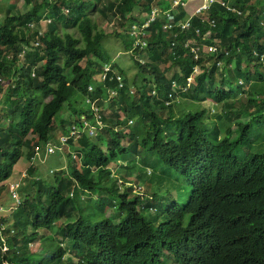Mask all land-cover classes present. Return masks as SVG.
<instances>
[{
	"label": "trees",
	"instance_id": "obj_1",
	"mask_svg": "<svg viewBox=\"0 0 264 264\" xmlns=\"http://www.w3.org/2000/svg\"><path fill=\"white\" fill-rule=\"evenodd\" d=\"M78 1L26 0L34 4L28 12L9 5L0 21V95L7 83L10 98L0 108V117H10L7 127L0 123V194L26 150L31 162L19 189L20 196L31 194L16 208L14 233H7L13 243L6 252L0 245V264H37L30 246L42 230L62 223L57 233L67 245H51L47 264H264V150L258 147L264 91L251 87L264 84V1L225 0L231 11L215 3L192 16L180 5L174 25L190 18L189 28L164 31L166 18H158L144 51L136 50L131 35L132 25L144 22L134 9L147 15L154 7L168 10L173 0ZM45 11L53 21L43 46L21 58L38 37ZM94 12L107 26L93 21ZM63 28L76 31L60 33ZM125 31L124 53L138 70L135 84L102 51L104 38ZM68 87L100 107L102 123L78 146L68 140L81 168L67 154L69 169L45 183L32 164L35 148L59 143L57 130L68 134L83 114L95 123L88 104L68 125L57 124ZM205 101L225 110L210 113L201 107ZM120 160H128L126 167ZM111 165L130 179L121 182ZM86 193L95 203L90 212ZM106 207L119 217L104 216ZM66 250L71 255L63 259Z\"/></svg>",
	"mask_w": 264,
	"mask_h": 264
},
{
	"label": "rangeland",
	"instance_id": "obj_2",
	"mask_svg": "<svg viewBox=\"0 0 264 264\" xmlns=\"http://www.w3.org/2000/svg\"><path fill=\"white\" fill-rule=\"evenodd\" d=\"M41 1H44V0H37V2H41ZM47 1H55V0H47ZM56 3H58L57 0H56ZM186 3H187V6H189L188 8L191 7L190 11L192 10V12H193L194 8H196L197 5L199 4V1L198 0H188ZM9 5H15L16 11L18 9L22 13L28 12L27 9H30L34 6L33 3L27 4L26 0H18V1L0 0V21L3 20V16L7 15V9H8ZM49 11L50 10H48V12ZM13 13L15 14V12H13ZM148 15H149V13L147 15H145L142 12L141 7H139V6H137L134 9V13H133L134 17H138L139 19H141V18L145 19V18H147ZM92 19L94 22L99 24V27L101 29L104 26H107V24H108V22L106 23L105 21H103L102 18H100L96 12H94L92 14ZM42 26L44 28L45 33L47 34L49 31L48 25L43 24ZM75 31H76L75 29H70V28L64 29L63 28L59 32L60 33H64V32L74 33ZM122 31H124V30H122ZM121 35H122V37L120 38V37L114 36L111 33L106 38H104L102 40V51L105 53V56L108 58L109 63L115 62L116 65L121 67V69L126 73L127 79L129 80V83L135 84L137 82L138 70L132 62L133 58L129 54L124 53V47H125V39H124L125 36L124 35H126V31L123 32ZM127 41H129V38H127ZM196 73H197V71L195 72V74ZM227 77H229V73L225 74V78H227ZM93 80H94L93 81L94 83L98 82L97 77L93 78ZM13 82L15 83V81H13ZM5 85H7V83ZM251 87L255 91H258L261 93H262V91H264V84H262V83H252ZM3 90L5 92L2 95H0V108H5L6 107L5 105H7L9 103V100H10V98L7 97L9 95V92L7 91L8 87L4 86ZM81 94L82 93H80V92L75 94V89L72 87L67 88L65 95H67L69 101L65 104V110L66 111L61 112L57 115L56 120H57L58 125H60L61 120L66 121L67 125H68L73 118H76L77 115L80 114L82 109L88 110V107H87L88 104H87L86 100L83 101ZM182 100H184V98H179V102ZM201 107L207 108L208 110L211 111L210 113H213V114H216L217 112L221 113L225 110L224 105L217 106L216 104L206 102V101L201 103ZM185 109H187V110L188 109H195V106L185 104ZM9 119H10V117H6V119H4V117H0V123H4V125L7 127L9 124ZM134 125H135V123H133V126ZM232 127H235V125ZM57 132H58V134H57V138H58L62 132H60V130H57ZM260 138L261 139L258 142V147H260V149L264 150V132L260 136ZM78 144H79V142H77V146H78ZM70 152H72L71 148H69V150L66 149L64 152H60V153L58 152V153H55V154L48 156V157L45 156L43 153H41L40 156H38L34 160H32V164L38 168V172H37L38 176L40 178H42L43 182H45V183L51 182L54 179L53 177H54V174L56 171L61 170V169H67V168L69 169L68 159L66 158V156H67V154H70ZM134 158H136V156H134ZM63 160H64V162H63ZM73 160L75 161L76 165L79 168H81V161L78 159H73ZM127 161L128 160H120L119 166L126 167ZM137 162H139V160ZM30 166H31V162L28 159L27 150H26L25 156L22 157L20 159V161L14 166L13 172H12L11 177L9 178V181L10 182L11 181L12 182L18 181L20 183V187H24L27 184V177L29 175V173H27V171L30 168ZM110 167H111L112 174L117 179H119L121 182L125 183L128 179H130V176H127V175L125 176L126 170H123L122 167H119L117 169L115 168L114 165H111ZM32 178L33 177L28 179V185L31 184ZM135 179H136L135 177L131 178V180H133V182L135 181ZM138 187L139 186L136 183H134V188L137 189L138 191L146 190V186L142 185V188H140V189H138ZM30 194H31V192H24V194H21V196H20V190H18V194H17L18 196L16 199L11 196V194L8 192V189H5L0 194V243L3 245L2 246L3 251L11 249V244L8 241V239L6 238L7 235L5 236V234H4V232L6 231L5 228H7V225H9V226L12 225L14 222L13 219H14V214L16 212V208L18 205V201H20L21 198H24ZM84 197H85V203L88 205L85 212H90V207L93 208L95 205L94 200H93V198H90L89 193H86ZM83 214H84L83 210L81 212L80 211L74 212L72 215V218L73 217L77 218L78 216L83 215ZM103 215L106 216L107 218L111 219V220H116L117 217H119L116 214L115 208H110V207L104 208ZM59 223H57V226H55V228L58 227ZM64 225H65V223H62L57 230H54V229H50L49 231L48 230L47 231L42 230L41 233H42L43 237L40 238V241L38 239V241H36L35 243H33L30 246V251L33 252L34 254H36V256L38 257V259L36 260L37 264H39V263L40 264H47L49 262V253L52 251V247H50L51 245H53V244L57 245V244H61V243H64L65 246L67 245V244H65L66 242L64 241V239L62 237H60L57 233V231H59L60 228L63 227ZM25 235H29V234L25 233ZM10 241L12 242L11 238H10ZM56 245H53V246H56ZM64 248H66V247H64ZM70 255H71V251L66 250V254L63 257V259L68 258Z\"/></svg>",
	"mask_w": 264,
	"mask_h": 264
},
{
	"label": "built area",
	"instance_id": "obj_3",
	"mask_svg": "<svg viewBox=\"0 0 264 264\" xmlns=\"http://www.w3.org/2000/svg\"><path fill=\"white\" fill-rule=\"evenodd\" d=\"M188 0H173L170 8L168 10H160L159 8L154 7L151 13L147 16V18L142 19L144 20L143 24L134 23L132 25V31L131 35L136 37V43L135 47L136 50L144 51L147 47V40L151 38V33L149 32V29L151 27H154L153 25L158 22V18H166V24L160 25V28L162 30H170L172 27L180 26L181 29H188L189 28V20L190 18L181 21L179 23H176L174 25V11L177 9L178 6L186 7ZM200 3L195 8L193 15H199L201 12L206 11L213 3H220L224 7L228 9V11H231L230 7L227 5L228 3L225 0H198ZM51 1H49L50 3ZM234 11V10H233ZM64 12L67 14L69 11L67 9H64ZM44 19L41 21V23H50L51 20L46 17V15H43ZM31 29H35L36 25L34 23H31L28 25ZM42 33V32H41ZM40 33V34H41ZM207 52L209 54H217V47H208ZM192 53L195 54V51H192ZM188 83H191V79L188 80ZM88 104L91 106V110L95 114V123L91 120H89L84 114L81 115L79 118H77L76 122L69 126V133L64 134L61 133L58 137L59 143H53L50 142L44 146V155L49 156L53 155L55 153L64 152L69 146L68 140L70 138H74V142H77L80 140L84 133H88L90 136L94 135L96 133V129L98 128L97 125L102 123L101 119V109L97 105H95L93 102L91 103L89 100H86ZM133 122L132 120L130 121ZM43 152L42 147L38 146L35 148V157H38ZM74 158H77V155L74 154ZM17 187V185L15 186Z\"/></svg>",
	"mask_w": 264,
	"mask_h": 264
},
{
	"label": "clouds",
	"instance_id": "obj_4",
	"mask_svg": "<svg viewBox=\"0 0 264 264\" xmlns=\"http://www.w3.org/2000/svg\"><path fill=\"white\" fill-rule=\"evenodd\" d=\"M56 1V0H55ZM55 1H51L50 2V4H53ZM74 1H76V2H79L78 0H74ZM49 2V1H48ZM200 3V2H199ZM213 4H215V3H213ZM178 8V7H177ZM187 10L189 9L188 8V6L186 5V7H185ZM64 9H67L68 11H69V9L67 8V7H65L64 5H61V10H62V12L64 13V14H66L65 12H64ZM209 9V8H208ZM177 10V9H176ZM175 10V11H176ZM194 10H195V8H194ZM194 10H193V12H194ZM174 11V12H175ZM188 12H189V10H188ZM193 12L190 14V16H192L193 15ZM69 13V12H68ZM67 13V14H68ZM44 15H46V17L47 18H49L50 20H51V22L53 21L52 20V18H50L48 15H47V12L45 11V13H44ZM42 20L44 19V17H42L41 18ZM188 19V18H187ZM41 20V21H42ZM40 21V22H41ZM50 22V23H51ZM50 23H43V24H46V25H48V27H49V24ZM42 24V23H41ZM42 24V25H43ZM41 25V28L39 29V32H38V37L36 38V39H34V40H31V42H30V45H28V47H25V51L24 52H22V55H21V58H24L25 56H26V54L28 53V51L30 50V47H36L37 48V50H38V48H40V47H42L43 46V42H42V38L44 37V36H46L47 34L45 33V31H44V28H43V26ZM29 29H31L30 27H29ZM31 30H34V29H31ZM42 32V33H41ZM41 33V34H40ZM197 70L195 69L194 70V73L192 74V75H194L195 74V72H196ZM33 77H35V74H33ZM4 86H6V87H9V85H5L4 84ZM89 91H92V88H90L89 89ZM5 92V91H4ZM3 92V93H4ZM2 93V94H3ZM88 104V103H87ZM82 114V113H81ZM81 114H79V115H81ZM79 118V117H78ZM77 119V118H76ZM131 121V120H130ZM130 124H131V122H129ZM90 136V135H89ZM78 142V141H77ZM77 142H75L76 144H77ZM69 148L70 147H68L67 149L69 150ZM72 149V148H71ZM43 154H44V150H43V152H42ZM70 154L72 155V158L73 159H78L79 160V155L76 153V149H72V152H70ZM74 154H76L77 155V158H74ZM34 156H35V153H34ZM34 156H33V158H32V160H34L35 158H34ZM49 156H51V155H49ZM48 157V156H47ZM27 173H28V171H27ZM27 175V174H26ZM5 185H6V188L5 189H8V192L11 194V196L12 197H14L15 199L17 198V194H18V190L20 189V183L17 181V182H15V181H13L12 183H10V181H9V179L6 181V183H5ZM17 185V187H15ZM21 201H24V200H20V201H18V205H20V203H21ZM17 205V206H18ZM14 220V219H13ZM6 229V231L4 232V234H5V236L7 235V239H8V241L10 242V244H11V241H10V237H9V235L7 234L8 232L10 233V234H13L14 232H13V230H12V228H11V226H9V225H7V228H5ZM0 245H1V247L3 246L1 243H0ZM3 249V248H2ZM6 251H8V250H6ZM6 251H3V252H6Z\"/></svg>",
	"mask_w": 264,
	"mask_h": 264
},
{
	"label": "crops",
	"instance_id": "obj_5",
	"mask_svg": "<svg viewBox=\"0 0 264 264\" xmlns=\"http://www.w3.org/2000/svg\"><path fill=\"white\" fill-rule=\"evenodd\" d=\"M33 2V1H32ZM189 7V6H188ZM190 9H191V7L188 9L189 10V13H191L192 12V10L190 11ZM29 9H27V11H28ZM9 11V6H8V9H7V12ZM3 17H5V16H3ZM10 183H12V181L10 182Z\"/></svg>",
	"mask_w": 264,
	"mask_h": 264
}]
</instances>
